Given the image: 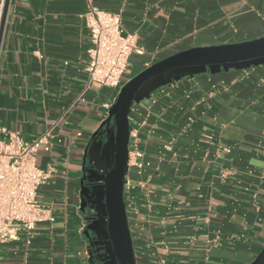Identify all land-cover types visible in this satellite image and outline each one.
<instances>
[{"label":"crops","instance_id":"0c3cea01","mask_svg":"<svg viewBox=\"0 0 264 264\" xmlns=\"http://www.w3.org/2000/svg\"><path fill=\"white\" fill-rule=\"evenodd\" d=\"M88 3L119 12L142 49L117 88L87 82ZM261 36L264 0H8L0 128L27 141L48 134L36 198L49 219L1 244L0 264H111L99 229L92 247L85 240L98 221L79 192L110 162L92 134L120 88L181 50ZM176 75L144 84L128 112L123 196L136 264H247L264 245V62Z\"/></svg>","mask_w":264,"mask_h":264},{"label":"water","instance_id":"95a60500","mask_svg":"<svg viewBox=\"0 0 264 264\" xmlns=\"http://www.w3.org/2000/svg\"><path fill=\"white\" fill-rule=\"evenodd\" d=\"M7 7L8 0H5L0 21V42ZM255 62H264V36L241 42L181 50L153 62L122 85L108 109L107 117L103 120L99 130L92 134V138L100 137L99 142L103 147L101 154L109 156L110 159L108 167L100 174L99 182L91 179L87 174L81 180L80 210L82 213L85 208L93 211L98 221L93 228L87 226L83 231L89 247L93 246L92 236L96 237L97 229H99L102 235L99 237L104 239L111 264H136L123 187L128 160V112L144 84L152 78L173 73L181 75L203 71L207 68L227 69L231 66H247ZM247 264H264V245L254 259Z\"/></svg>","mask_w":264,"mask_h":264},{"label":"built area","instance_id":"2783aa9c","mask_svg":"<svg viewBox=\"0 0 264 264\" xmlns=\"http://www.w3.org/2000/svg\"><path fill=\"white\" fill-rule=\"evenodd\" d=\"M81 17L91 40L88 84L119 87L130 56L142 54L136 36L122 33L119 12L100 10L88 3ZM47 138L45 133L27 141L0 128V245L18 240L21 231L31 236L37 223L49 219L47 209L36 198L38 188L49 178L48 171L36 163V152Z\"/></svg>","mask_w":264,"mask_h":264},{"label":"rangeland","instance_id":"374dc122","mask_svg":"<svg viewBox=\"0 0 264 264\" xmlns=\"http://www.w3.org/2000/svg\"><path fill=\"white\" fill-rule=\"evenodd\" d=\"M104 232V231H103Z\"/></svg>","mask_w":264,"mask_h":264}]
</instances>
